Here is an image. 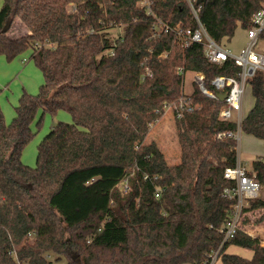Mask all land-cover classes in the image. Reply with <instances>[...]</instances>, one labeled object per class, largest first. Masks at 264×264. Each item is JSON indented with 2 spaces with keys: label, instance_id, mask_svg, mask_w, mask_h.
<instances>
[{
  "label": "trees",
  "instance_id": "1",
  "mask_svg": "<svg viewBox=\"0 0 264 264\" xmlns=\"http://www.w3.org/2000/svg\"><path fill=\"white\" fill-rule=\"evenodd\" d=\"M137 2L2 0L0 55L28 52L43 83L36 94L21 93L10 122L0 110V264H48L50 255L66 264H203L214 252L223 264H264V246L241 224L228 241L221 232L235 203L223 193L234 185L223 173L236 164L237 143L217 134L236 123L220 120L222 102L195 84L184 94L179 72L201 73L212 90L214 76L237 77L239 68L209 62L201 44L181 45L171 32L151 37L155 19L195 27L190 2L220 44L238 25L247 29L264 0H151L153 15ZM16 18L23 31L9 36ZM146 69L151 76L141 80ZM248 84L254 105L240 129L264 143V72ZM166 107L181 112L174 164L155 142L144 143ZM57 111L70 122L53 125L35 165L24 164L33 126ZM247 170L264 191V158ZM124 181L126 190L118 187ZM253 210L264 211V198L243 212ZM229 245L251 258L226 253Z\"/></svg>",
  "mask_w": 264,
  "mask_h": 264
},
{
  "label": "built area",
  "instance_id": "2",
  "mask_svg": "<svg viewBox=\"0 0 264 264\" xmlns=\"http://www.w3.org/2000/svg\"><path fill=\"white\" fill-rule=\"evenodd\" d=\"M150 3L151 0H138L137 5L145 8L148 14L153 15L150 9ZM189 6L192 18L196 24L195 27L184 28L179 24L170 26L163 23L159 19H155L152 25L151 37H157L162 33L171 32L178 39L181 45L186 46L189 43L201 44L204 56L209 62L222 63L227 59H230L239 68L237 77L214 76L210 81L212 90H208L205 87V82L201 73L192 72L194 75L193 84H195L200 92L208 98L218 100V94H225L224 99L221 101L222 106L219 110L218 118L223 121H234L237 128L235 131L219 133L217 134V138H231L235 140L238 145L239 136L242 132L240 129L242 121L241 103L245 86L257 71L264 72V54L253 50L260 33L264 31V3L263 8L252 16L250 26L245 29L247 42L238 53H233L229 49L223 47L221 43H216L207 34L204 26L198 18L199 7L195 8L190 2ZM160 56L165 57L166 53H162ZM179 72H181L184 76L185 72L183 73L181 69H179ZM147 76H151L148 69L145 70L141 80ZM183 106L187 111L192 110V107L188 104L184 103ZM166 109L170 110L174 118L181 117V112L179 110L174 113L172 107H166ZM247 172L248 170L241 164L238 157L235 166L227 167L224 170V178L233 182L234 185L232 187L225 188L223 193L228 199L235 200V203L228 215V219L221 228L224 241H228L234 236L238 227H240L242 218L245 214L243 212L244 208L248 206V203L251 200L257 198L260 193L259 182L253 177H250ZM122 183V190H126L127 187L125 181ZM216 258L217 252H214L210 256L209 261L204 262L203 264H212Z\"/></svg>",
  "mask_w": 264,
  "mask_h": 264
},
{
  "label": "rangeland",
  "instance_id": "3",
  "mask_svg": "<svg viewBox=\"0 0 264 264\" xmlns=\"http://www.w3.org/2000/svg\"><path fill=\"white\" fill-rule=\"evenodd\" d=\"M68 11H70L69 6ZM22 31L23 28L21 23L19 19L16 18L11 29L7 32V35L16 36ZM113 32H115V30ZM246 42L247 39L244 29L238 25L234 31L233 37L229 41L224 40L221 45L229 49L231 52H238L246 45ZM253 50L264 54V39L259 38ZM26 57L27 52L16 56L12 60L5 59L10 69L5 76H0V110L6 123L11 120L14 108L17 105L21 93L25 91L29 94H36L40 85L43 83L41 71L33 61L27 60ZM30 67L31 70L28 71V68ZM20 70H22V72L15 75V73ZM193 80V73L191 71L185 72L182 83V90L184 93L188 94L192 91ZM253 105L254 97L251 94L249 84H247L244 89L241 103L242 117L249 113ZM166 114L168 116L167 121L164 119ZM40 115L41 111H38L36 117H39ZM70 120V115L64 111H57L55 114L44 112L38 128H35V125L33 126L35 129L34 136L22 150L21 159L23 163L28 166H34L37 155V145L43 136L57 122H70ZM151 141L155 142L158 148L162 151L167 163L174 164L178 161L180 150L175 131L174 117L170 110L166 109L162 118L159 119V122L156 121L151 125L144 143H149ZM237 152L241 164L246 169H249L250 164L254 159L258 157L264 158V143L254 135L241 132L237 145ZM122 184L123 183H120L118 186L120 189H122ZM257 198H264V191L260 190ZM263 212V210L246 212L242 218L241 228L252 235L258 234L259 232L264 233ZM49 261L48 264H66L64 258L56 260L55 255H50Z\"/></svg>",
  "mask_w": 264,
  "mask_h": 264
},
{
  "label": "crops",
  "instance_id": "4",
  "mask_svg": "<svg viewBox=\"0 0 264 264\" xmlns=\"http://www.w3.org/2000/svg\"><path fill=\"white\" fill-rule=\"evenodd\" d=\"M1 5H2V0H0V7H1ZM244 32H245V29H244ZM245 36H246V33H245ZM247 39V38H246ZM225 40V39H224ZM223 40V41H224ZM222 41V42H223ZM229 41V40H228ZM221 42V43H222ZM244 47V46H243ZM242 47V48H243ZM242 50V49H241ZM240 50V51H241ZM240 51H238V52H240ZM238 52H233V53H238ZM27 60H29L28 59V52H27ZM24 60V59H23ZM9 69H10V67H9V65H8V63H6V61H5V57L3 56V55H0V76H5L8 72H9ZM23 70V69H22ZM22 70H20V71H18V72H16L15 73V75L16 74H18V73H21L22 72ZM31 70V67L30 68H28V71H30ZM33 70V69H32ZM20 97V96H19ZM14 117V113H13V116H12V118ZM11 118V119H12ZM168 116H167V114H166V116L164 117V119L167 121L168 119ZM243 118V117H242ZM158 122H159V120H158ZM237 157H238V152H237ZM264 232V231H263ZM247 234H249L250 236H252V237H254V238H258L259 239V241H260V243H261V245L262 246H264V233H262V232H259L258 234H255V235H252V234H250V233H247ZM226 253H230V254H236V255H239V256H241V257H244V258H251V256H252V251L251 250H249V249H245V248H242V247H239V246H235V245H229L227 248H226V251H225ZM212 264H223L222 262H221V260H220V258H216L215 260H214V262L212 263Z\"/></svg>",
  "mask_w": 264,
  "mask_h": 264
},
{
  "label": "water",
  "instance_id": "5",
  "mask_svg": "<svg viewBox=\"0 0 264 264\" xmlns=\"http://www.w3.org/2000/svg\"><path fill=\"white\" fill-rule=\"evenodd\" d=\"M3 31H5V29H3ZM224 97H225V94L224 93L218 94V100L219 101H222L224 99Z\"/></svg>",
  "mask_w": 264,
  "mask_h": 264
}]
</instances>
